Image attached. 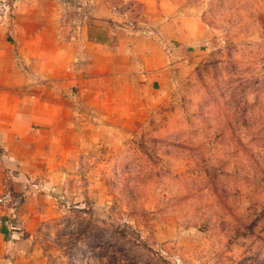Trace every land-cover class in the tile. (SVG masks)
Listing matches in <instances>:
<instances>
[{"label":"rangeland","instance_id":"374dc122","mask_svg":"<svg viewBox=\"0 0 264 264\" xmlns=\"http://www.w3.org/2000/svg\"><path fill=\"white\" fill-rule=\"evenodd\" d=\"M18 16L91 79L44 86L68 111L16 196L38 264H264V0H0V48Z\"/></svg>","mask_w":264,"mask_h":264},{"label":"crops","instance_id":"0c3cea01","mask_svg":"<svg viewBox=\"0 0 264 264\" xmlns=\"http://www.w3.org/2000/svg\"><path fill=\"white\" fill-rule=\"evenodd\" d=\"M15 20H19V16L11 19V23L6 22L10 26L3 33L0 48V90H11L7 93L13 97L4 96L0 91V197L14 194H11V201L0 203V264H38L39 250L29 234L30 213L24 208L26 203L23 207L20 202L16 203V196L29 198L28 187L34 185L32 171L35 163L42 159L39 154L45 151V137L53 134L54 126L61 123L60 118L68 111L67 107L63 109L62 101L58 102L56 110L48 105L44 86L55 77L73 79L80 83L78 87L83 93L82 89L90 85L91 79L81 82L77 67L73 73L60 76L41 68L45 60L40 51L30 55L19 48V25ZM25 58L29 63L22 62ZM21 89L31 90L25 99H17ZM37 89L41 91H35ZM12 99L18 101L11 102ZM30 159L31 171L27 168Z\"/></svg>","mask_w":264,"mask_h":264},{"label":"built area","instance_id":"2783aa9c","mask_svg":"<svg viewBox=\"0 0 264 264\" xmlns=\"http://www.w3.org/2000/svg\"><path fill=\"white\" fill-rule=\"evenodd\" d=\"M11 194L7 193L4 196L0 197V203H7L9 201H11Z\"/></svg>","mask_w":264,"mask_h":264}]
</instances>
